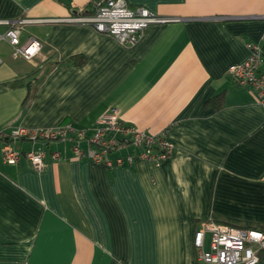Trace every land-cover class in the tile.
<instances>
[{
  "label": "crops",
  "instance_id": "crops-1",
  "mask_svg": "<svg viewBox=\"0 0 264 264\" xmlns=\"http://www.w3.org/2000/svg\"><path fill=\"white\" fill-rule=\"evenodd\" d=\"M93 1L0 0V20H36L19 42L40 44L26 59L0 40V129L68 122L90 135L114 107L173 151L159 165L106 166L76 158L70 141L20 140L45 146L36 171L23 156L3 162L0 142V264H205L193 246L201 221L264 232V108L225 73L247 42L264 47V0H125L173 18L132 46L62 21Z\"/></svg>",
  "mask_w": 264,
  "mask_h": 264
},
{
  "label": "built area",
  "instance_id": "built-area-1",
  "mask_svg": "<svg viewBox=\"0 0 264 264\" xmlns=\"http://www.w3.org/2000/svg\"><path fill=\"white\" fill-rule=\"evenodd\" d=\"M90 9L77 8L62 21L88 25L98 33L111 36L123 46L136 44L149 24L173 19L155 15L143 6L130 7L125 0H94ZM33 21L36 20H0V25H6L4 32L0 33V40L8 41L13 56L28 59L38 51L40 44L33 36H29L24 43L19 42L24 26ZM246 46L248 56L239 63L229 65L225 73L237 85L249 89L256 103L264 108V47L259 42H247ZM20 140L32 144L38 140L70 141L76 158L88 157L106 166L131 163L135 158L159 165L173 151V145L164 135L150 134L134 126L123 125L114 107L108 108L97 118L90 135L68 122L50 128L0 129L3 162L15 164L23 156L34 170L40 171L45 166V146L32 145L20 150L17 145ZM82 141L86 142V148L80 146ZM129 146L135 147L137 151L119 154L114 160L108 157L111 152H120ZM52 156L57 158L58 151H53ZM206 234L209 238L207 247L204 245ZM193 246L197 259L205 264H264V232L257 228L203 220L194 232Z\"/></svg>",
  "mask_w": 264,
  "mask_h": 264
},
{
  "label": "trees",
  "instance_id": "trees-1",
  "mask_svg": "<svg viewBox=\"0 0 264 264\" xmlns=\"http://www.w3.org/2000/svg\"><path fill=\"white\" fill-rule=\"evenodd\" d=\"M90 7H91V5H90ZM90 7H89V9H88V10H86V11H91ZM211 99H212V98H211ZM211 99H209L208 101H211Z\"/></svg>",
  "mask_w": 264,
  "mask_h": 264
}]
</instances>
